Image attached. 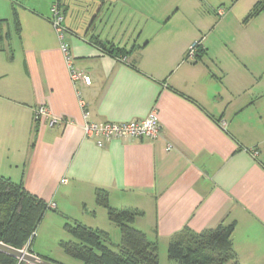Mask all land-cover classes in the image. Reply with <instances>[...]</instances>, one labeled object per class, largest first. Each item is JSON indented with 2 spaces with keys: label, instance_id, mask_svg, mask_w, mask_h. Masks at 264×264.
<instances>
[{
  "label": "crops",
  "instance_id": "obj_1",
  "mask_svg": "<svg viewBox=\"0 0 264 264\" xmlns=\"http://www.w3.org/2000/svg\"><path fill=\"white\" fill-rule=\"evenodd\" d=\"M82 1L87 8L81 10L72 0L57 3L73 67L89 82L72 80L48 10L22 5L20 20L10 0L0 8L6 22H0V176L55 204L65 220L88 218L86 226L107 234L114 224L98 203L102 191L111 208L140 211L134 226L159 248L167 249L185 228L201 233L234 223L238 261L264 264V14L251 23L255 28L241 27L225 37L223 58L214 59L211 38L234 22L238 7L243 18L241 11L255 0H236L210 28L206 20L194 19L199 0L163 7L159 0H134V9L160 15L165 27L172 16L191 18L175 37L143 43L142 30L134 33V42L105 38L97 25L111 2ZM9 14L18 17L16 36ZM205 28L211 35L203 42ZM96 36L131 55L105 54L93 43ZM200 41L208 60L185 61ZM40 106L60 124L36 123ZM85 112L98 124L129 123L156 112L162 132L156 140L114 138L100 147L85 136Z\"/></svg>",
  "mask_w": 264,
  "mask_h": 264
},
{
  "label": "trees",
  "instance_id": "obj_2",
  "mask_svg": "<svg viewBox=\"0 0 264 264\" xmlns=\"http://www.w3.org/2000/svg\"><path fill=\"white\" fill-rule=\"evenodd\" d=\"M93 43L102 52L117 59L127 58L132 53L112 42L101 40L99 36ZM196 43L197 58L201 59L206 50L201 41ZM130 66L138 70L135 63ZM102 193L98 192V203L108 209L109 221L120 231L118 250L114 251L108 246L109 237L105 232L75 222L66 225L67 232L77 241L63 243L68 255L83 264H160L158 243L134 226L142 213L133 209H113L107 196ZM49 206L28 192L22 184L0 176V243L17 250L28 246V252L32 254L33 238L43 217L51 209ZM234 231V223L221 224L201 233L185 228L169 242L167 257L177 264H241L234 249ZM39 257L50 261L47 257ZM0 264L20 263L16 258L0 252Z\"/></svg>",
  "mask_w": 264,
  "mask_h": 264
},
{
  "label": "rangeland",
  "instance_id": "obj_3",
  "mask_svg": "<svg viewBox=\"0 0 264 264\" xmlns=\"http://www.w3.org/2000/svg\"><path fill=\"white\" fill-rule=\"evenodd\" d=\"M109 1L111 3L105 5V10L104 13L101 15L102 16L100 19L101 21L98 22L97 30H99L100 34H103L105 38L112 37L111 39H115L117 41L124 43H127L131 40L132 42H134L141 30L143 31V33H142V41L140 43H143V41L146 38H150V39L160 38L165 35L175 37L177 35V32H180L181 25L183 23H186L187 19L188 21L191 20V18L189 17V13L185 15L180 14L174 19L172 16V19L170 20L171 23H169L168 26L165 27L166 24L163 20H161L162 18H160V15L159 17H156V15L152 17V16H148L147 14H144L143 12L136 10V8L134 9V5H133L134 0H109ZM159 1H161L159 7H163L161 6V4L172 5V3L174 2V0H159ZM176 1L180 3L183 0H176ZM199 1H200V5L198 7L199 14L195 13L194 19H200L202 21L206 20L207 22H209L207 23V27L209 28L213 25L211 23L212 21H214L215 24V22L224 19L228 15L230 9L233 7V4L236 2V0H199ZM12 2L16 6L18 14L20 13L21 15V18L19 17L20 20L23 19L24 8L22 7V5H30L31 7H33L34 5L38 4L37 5L38 7H42V9L48 10V14H50V18H51L50 7L54 4H58L57 0H10V5L12 4ZM71 3L72 6L78 7L80 8V10L87 8L86 3L82 0H72ZM6 4H7V0H0V8L5 9ZM247 6L248 8L247 10H245V14L244 11L243 12L241 11V15L243 13V18L242 16L241 18H239L238 16V13H240V7H238L236 11L237 17L234 18V22L224 27H219L214 32L213 36L211 37L212 40L215 41V48L212 49L213 51L212 54L214 59H215L214 56L215 54L220 55L219 57L223 58L224 57L223 55L225 53H228L225 42L226 41L225 37L227 35H234L235 31L238 29L240 30L241 27L243 29L244 28L251 29L253 27L255 28L256 25H251V23L253 21H257L263 16L264 0H255V2L253 1L248 3ZM89 7H91V5H89ZM155 8H158V6H156ZM220 9L225 10L226 12V14L224 15L225 17L220 16L218 14V11ZM188 10H192V9H188ZM197 14L199 15V17ZM9 15L10 16L8 19L10 20L11 34L16 36L17 35L16 19L18 17L12 16L11 14ZM24 15L26 17L25 12ZM80 18L81 17H78V20H80ZM1 24L5 25L6 22L5 21L1 22ZM83 27L84 28L86 27L85 23L83 24ZM209 28H205V30L201 32V37L204 38L203 42H206L209 36L211 35L210 33L211 30L209 31ZM85 29H87V27ZM134 33L137 35H135ZM5 43L7 45L6 41ZM6 50L8 51L7 48ZM209 57L208 56L204 57V59L203 56L201 59L197 58V62H200L202 59L203 61H207ZM74 221L84 226H86L85 223H91L90 219L88 218L65 220L61 216V214H59L58 211L49 209L36 230L35 237L33 238L34 240L32 243V251L35 253L38 252L42 253L43 255H45V257L50 259V261L54 264H83L80 260L75 259L70 255H68V253L66 252L63 246V243L65 242H77L76 239L73 236H71L66 229V225L68 223L73 224L75 223ZM98 221H100V218ZM107 235L109 237V240L107 241L108 246L112 250L117 251L118 246L120 245L121 242V235L118 227L116 225H113L110 228V231L107 232ZM159 252H160L159 253L160 264H177L176 262L170 261L168 259L167 249L164 246H160Z\"/></svg>",
  "mask_w": 264,
  "mask_h": 264
},
{
  "label": "built area",
  "instance_id": "obj_4",
  "mask_svg": "<svg viewBox=\"0 0 264 264\" xmlns=\"http://www.w3.org/2000/svg\"><path fill=\"white\" fill-rule=\"evenodd\" d=\"M220 16L226 14L225 10L220 9L218 11ZM60 42V49L64 54L66 63L70 69L71 77L74 82L85 80L89 82V78L85 77V74L81 71L75 70L73 67V55L70 45L67 42V30L64 26V15L62 14L58 4H54L51 7V19H50ZM197 43H194L187 53V61H197ZM83 107L84 102L81 101ZM85 136L86 138L93 139L98 146L104 147L106 142L114 138H133L137 140L152 139L156 140L160 137L162 127L158 119L157 113L154 112L146 119L135 120L129 123H92L88 120V115L85 112ZM35 122L45 120L50 128H54L60 124V121L53 118L49 109L46 106H40L36 109L34 115ZM221 126L226 129L227 123L223 122ZM255 153V152H254ZM66 183L67 180H63ZM51 209H55V204H50Z\"/></svg>",
  "mask_w": 264,
  "mask_h": 264
},
{
  "label": "water",
  "instance_id": "obj_5",
  "mask_svg": "<svg viewBox=\"0 0 264 264\" xmlns=\"http://www.w3.org/2000/svg\"><path fill=\"white\" fill-rule=\"evenodd\" d=\"M0 252L9 255L13 258H16L20 263L23 262L25 264H54L50 261H47L29 253L26 248L23 250H17L0 243Z\"/></svg>",
  "mask_w": 264,
  "mask_h": 264
}]
</instances>
